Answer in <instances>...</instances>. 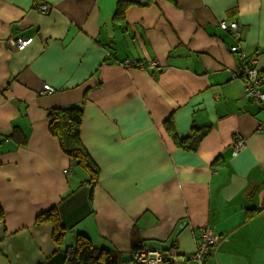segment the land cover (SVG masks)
Wrapping results in <instances>:
<instances>
[{
	"label": "crops",
	"instance_id": "crops-1",
	"mask_svg": "<svg viewBox=\"0 0 264 264\" xmlns=\"http://www.w3.org/2000/svg\"><path fill=\"white\" fill-rule=\"evenodd\" d=\"M251 57L264 79V0H0V264H62L77 233L195 264L205 225L218 236L205 264H264V109L239 74ZM71 106L95 184L48 130L50 109ZM168 119L179 138L209 130L185 150ZM52 207L60 244L35 223Z\"/></svg>",
	"mask_w": 264,
	"mask_h": 264
},
{
	"label": "trees",
	"instance_id": "trees-1",
	"mask_svg": "<svg viewBox=\"0 0 264 264\" xmlns=\"http://www.w3.org/2000/svg\"><path fill=\"white\" fill-rule=\"evenodd\" d=\"M128 2H118L117 14L121 15ZM49 133L55 137L62 149L68 156L69 166L80 167L89 173V181L95 184L99 169L84 147L80 138V124L82 119L81 107H57L51 108L48 113ZM164 128L178 147L185 150H195L200 140L207 134L208 125L193 127L191 133L185 138L176 136L174 126L170 119L164 123ZM3 215L0 209V220ZM36 224L51 223L52 239L60 244L65 234L64 227L60 224L58 213L54 207L39 213L35 218ZM143 245L134 244L129 252V256H123L122 252L107 247H95L89 238L82 233L76 234L74 244L69 245L64 250L62 264H144L137 260L136 254Z\"/></svg>",
	"mask_w": 264,
	"mask_h": 264
},
{
	"label": "built area",
	"instance_id": "built-area-1",
	"mask_svg": "<svg viewBox=\"0 0 264 264\" xmlns=\"http://www.w3.org/2000/svg\"><path fill=\"white\" fill-rule=\"evenodd\" d=\"M49 6L46 4H40L38 6L39 11L47 12ZM238 23L236 20L219 21V27L223 30H235L237 29ZM237 31V30H235ZM235 37L238 36L237 32L234 34ZM30 38L17 37L11 40V45L17 49H23L30 42ZM239 45H232L230 47L231 51H237ZM125 65H130L129 61H125ZM156 63H150V67H153ZM240 76L244 81V95L250 101L257 102L262 109H264V79L260 75L259 69L256 66L255 57L249 58L244 62L241 70L239 71ZM54 89L49 84H44L42 87L43 93H50ZM233 147L235 151H238L243 147V140L239 138H234ZM218 240V236L213 233V230L210 226H203L199 230V235L196 240L195 251L192 254V258L195 261V264H205V258L210 253L212 247L215 245ZM138 261L144 264H158L159 261L163 259L169 260L172 258L170 255L164 256L161 250L150 248L148 246H142L138 253L136 254Z\"/></svg>",
	"mask_w": 264,
	"mask_h": 264
}]
</instances>
